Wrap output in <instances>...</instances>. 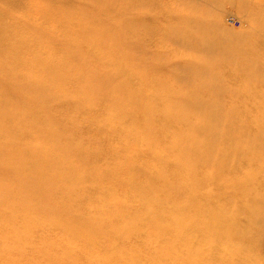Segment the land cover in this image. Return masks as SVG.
<instances>
[{
    "label": "bare ground",
    "instance_id": "obj_1",
    "mask_svg": "<svg viewBox=\"0 0 264 264\" xmlns=\"http://www.w3.org/2000/svg\"><path fill=\"white\" fill-rule=\"evenodd\" d=\"M52 1L30 3V15L12 18L10 43L0 46V57L14 61L8 75L0 68V253L31 255L30 264H264L252 249L264 226V0H158L159 12H186L183 19L173 16L179 28L173 31L151 29L132 0H75L69 12ZM228 7H236L245 29L224 26ZM93 9L102 28L88 30L90 18L81 12ZM122 12L130 25L117 29ZM76 31L82 40L70 41ZM122 37L133 41L129 67L106 66L109 54L94 52L95 45H117ZM53 43V51L41 52L40 45ZM70 56L80 70L74 80L61 67ZM129 73L132 82L120 81ZM149 87L163 95L148 104L129 100L133 90L142 97ZM105 106L118 112L106 116ZM31 108L41 122L26 113ZM156 118L164 125L160 131L153 129ZM120 120L147 121L152 130L137 135ZM6 123L17 127L14 133H6ZM134 140L155 145L151 160L162 172L148 175L130 162ZM105 152L118 155L100 160ZM167 167L170 178L162 175ZM110 175L112 186L129 192H108ZM142 181L153 196L133 208L145 197L138 190ZM5 182L12 185L4 190ZM246 187L245 202L235 198ZM223 201L206 224L218 234L199 227L204 207ZM37 230L50 241L26 246ZM204 245L222 253L202 257ZM1 254L0 264H13Z\"/></svg>",
    "mask_w": 264,
    "mask_h": 264
},
{
    "label": "rangeland",
    "instance_id": "obj_2",
    "mask_svg": "<svg viewBox=\"0 0 264 264\" xmlns=\"http://www.w3.org/2000/svg\"><path fill=\"white\" fill-rule=\"evenodd\" d=\"M51 3H53L54 1L50 0ZM116 2H126L127 0H115ZM134 2V4H139L141 11L138 13V16H140V18L144 21V23L146 25H148L149 27H151V29H157L158 27H164L165 30L170 29L171 31L173 30H178V25L176 26V20L173 18V16H175L176 19H183L184 15L186 14L185 11H182V13H176L175 11H165V12H159L158 10V0H132ZM47 2V0H0V46L4 45L7 46L10 43V39L12 38V35H10L9 33L11 32V24L14 23L15 21L13 20L12 22V18L18 17L22 20H24V18H26V15L31 11L30 9V3H32L33 7L37 6L38 4H43ZM75 0H58L57 3H55L54 5H56V8H61L63 11L69 12L70 10L75 8ZM158 7V8H157ZM181 11V10H180ZM84 16H87L88 18H90V22L88 25V30H94V29H101L102 28V24H101V18H99V11L97 9H93V10H83L81 12ZM30 15V13H29ZM129 14H125L124 12L120 13L118 15V22L115 23V27L117 29H119L118 27L120 26H129L130 25V18H129ZM178 16V17H177ZM233 17V18H232ZM221 20L222 23L224 24V26L230 30L233 31H241L243 29H245L246 26V22L243 20V18L241 17V14L237 11L236 7H228V9L225 10L224 14L221 15ZM11 22V24H10ZM239 22V23H238ZM173 25H175L173 27ZM169 26V27H168ZM73 30H78L77 26L73 27ZM53 34V33H52ZM82 36H80V34L78 33V31H76L74 34H72L70 36V41H80L82 40ZM54 39H55V35H54ZM56 39H57V35H56ZM53 42V41H52ZM133 41L126 39L125 37H122L121 41L118 42L117 45H121L120 47L117 46L116 44H108V45H104L103 43L97 44L95 45L94 48V52L100 53V54H109L107 55L108 57V62L106 63V66H113L117 61L120 62L121 66H123L125 69L126 67H129V56L128 54L130 53V50L128 51L127 49V45H130ZM111 43V42H110ZM171 48H173L174 46L169 44ZM258 45V44H257ZM56 46V44H52V45H40L41 48V52H46L49 53L48 51H53L54 47ZM146 48H149V44L146 43ZM110 47V50H112V52H108V48ZM107 50V52L105 50ZM115 50V51H114ZM138 51V50H137ZM136 51V52H137ZM13 60H8L5 57H0V68L4 69V75H8L7 69L9 67H11V65H13ZM76 62L77 60L75 59V57L70 56L67 59H63V61H61V67L64 71L69 73V77H71V80H74L75 78L79 77V72L80 70L76 69ZM158 73H155V75ZM166 74V73H165ZM162 77L164 80H166V78H169V75H165ZM129 77H122L120 79V81H130L132 82L133 79H131L132 77H134L133 74L129 73L128 74ZM146 78V79H150L151 74H143L140 76V78ZM7 77V76H6ZM228 78V77H227ZM36 80L38 82H42L43 81V76L41 75H37ZM57 85L61 84V81L57 80L56 81ZM149 86V85H148ZM151 86V85H150ZM78 88V87H77ZM142 93H144L145 95L141 97L140 92L139 91H134L131 92L130 95V99L129 100H137V98L140 97V101H142L144 104H148V100L149 98H153L155 100H158L160 98L161 95H163V90L160 87H149L146 88L144 91H141ZM228 99V98H227ZM3 102V100H2ZM156 102V101H155ZM167 103L169 101H166ZM128 107H126L125 109H130L129 105H127ZM114 112H118L116 109L111 108ZM111 109L107 106L102 107V111L103 114H105L106 116H111L113 113L111 111ZM134 108H131V110H133ZM34 109H28L26 111V113L31 116V115H37L38 113H35L33 111ZM135 110V109H134ZM160 110V111H159ZM156 115H160L161 113V109H158L155 112ZM36 119H38L41 122V118L40 115L38 114V117H36ZM143 119H145V117H143ZM142 119V120H143ZM38 122V121H37ZM120 126H123L125 129H127L128 131H133L136 134H142V133H148L150 132V130H152L151 127H148L147 125V121H142V122H135V121H125V120H120V122L118 123ZM163 125V122L160 120V118H156L154 120V126L153 129L154 130H159V128H161ZM6 133H14V130L17 128L16 126L13 125V123H6ZM164 127V125H163ZM162 127V128H163ZM59 132L60 129H57ZM63 131H65L63 129ZM160 131V130H159ZM84 133L87 134V132L84 130ZM158 132V131H157ZM33 134V133H32ZM63 134V132H62ZM138 135V134H137ZM147 135V134H146ZM98 138H100L101 141H103L104 139H106V137L103 135V133H100L97 135ZM4 138V137H3ZM1 139V138H0ZM192 139H194V135H189L187 138V141H193ZM1 141H5L4 139H1ZM135 145L133 144L132 146V150L130 153V162L132 164H136L139 166H143L148 175H152V174H157L158 171L162 172L159 169V166H156L158 164L154 163L151 160V154L153 151H157V148H155V145L152 144L149 141H137L134 140ZM111 144H116L117 140H113L110 141ZM119 143V142H118ZM74 144V143H73ZM108 145V143H107ZM159 151V150H158ZM157 151V152H158ZM122 154V153H121ZM184 154V153H183ZM118 155V153L115 152H105L100 160H104V161H110L113 160L116 156ZM5 159H3L2 157H0V163L4 162ZM183 163H185L184 161H182ZM180 163L181 167V178H185V172L184 171V164ZM47 167L50 166L53 167L52 165H54L53 162L49 161L48 163H46ZM108 164H105L103 166H106ZM27 167V165H25ZM124 167V168H123ZM23 169H25L23 167ZM122 169V175L123 177L120 178V181H123L125 179V173L127 172V165H123L121 167ZM183 169V171H182ZM8 170V169H7ZM5 170L4 172L7 173L8 171ZM50 178H54L53 173L50 172ZM162 175L164 177L170 178L171 176V169L169 167H167L165 170H163ZM137 176H140L139 174ZM54 180V179H53ZM110 184H108L107 187H110L108 190V192L110 193H125V192H129L128 189L125 186H112V182L114 181L113 179V175H110L107 177L106 179ZM143 180V179H141ZM181 180V179H180ZM264 182V181H263ZM262 183V181L260 182ZM12 184L9 182H5L4 183V190L9 188ZM107 187H104L105 189ZM181 188V185H180ZM247 189H249V187H246L242 190H239L237 192L234 193L235 198L237 197H243L241 196V194L243 192H245ZM140 195H145V197L143 199H139V200H135L133 201V208H138L140 207L141 203L144 201H150L152 199V188L151 186L147 183H143L140 184V187L138 188ZM203 192V191H202ZM244 195V194H242ZM42 194H39V197H41ZM62 195H58V198L60 200H62L63 198L61 197ZM242 199V198H241ZM246 198L242 199L243 202H245ZM92 203L91 204H99L96 201L91 200ZM106 205H110L112 203L111 200L104 202ZM181 204H182V200H181ZM223 204H225V201L223 202H219V203H211L209 204L207 207H204V209H207L208 211L205 212L207 215L204 217L202 216V214L200 213V217H198L197 219V224L199 227L203 228L204 230H208L211 231L213 234H218V231L215 227H207L206 224H208L209 219L211 220L215 215L214 213H216L219 209L222 208ZM217 210V211H216ZM89 221V220H88ZM94 223L96 224V226H101V223L96 222L95 220H93ZM144 221V220H143ZM147 220H145L144 224H147ZM145 226V225H144ZM39 235H34L32 240L26 242V246H29L30 248L32 247V245L35 244L39 245L40 242L42 241H50L49 239V235L47 236L46 233H44L41 230H37ZM210 232V234H211ZM206 233V232H205ZM201 243H204V238L200 239ZM254 247L252 248L254 251V254H256V252L260 255H262L263 257V263H264V226L260 227L257 229L256 231V237L254 239ZM154 244V243H153ZM153 244L151 246H153ZM59 245L63 246L64 243L61 242L59 243ZM78 243L77 245H74V248L78 250L81 249V247ZM191 246V245H189ZM244 252V251H243ZM252 252V250H251ZM222 252L216 249H209V247L206 245H204V249L201 252V256L205 257V258H210L216 254H221ZM1 254V253H0ZM251 255V253H246ZM3 259V262H8L10 261L13 264H30L31 260V255H14V254H1ZM255 259L251 258L250 262H254ZM1 261V260H0ZM122 261H126V260H122ZM127 262V261H126ZM131 262V261H130ZM44 264V263H41ZM103 264H111V263H103ZM251 264V263H250Z\"/></svg>",
    "mask_w": 264,
    "mask_h": 264
}]
</instances>
